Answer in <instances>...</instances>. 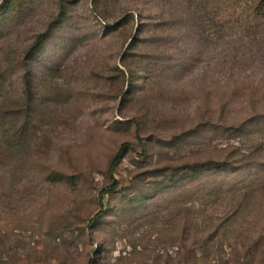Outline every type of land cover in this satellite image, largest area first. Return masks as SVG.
I'll return each instance as SVG.
<instances>
[{"label":"rangeland","instance_id":"rangeland-1","mask_svg":"<svg viewBox=\"0 0 264 264\" xmlns=\"http://www.w3.org/2000/svg\"><path fill=\"white\" fill-rule=\"evenodd\" d=\"M0 6V264H180L211 233L227 261L264 234L263 207L224 219L232 194L211 169L264 162V37L243 14L212 23L201 0Z\"/></svg>","mask_w":264,"mask_h":264},{"label":"trees","instance_id":"trees-1","mask_svg":"<svg viewBox=\"0 0 264 264\" xmlns=\"http://www.w3.org/2000/svg\"><path fill=\"white\" fill-rule=\"evenodd\" d=\"M201 4L211 14L212 23L234 25L236 17L241 13L243 14V19L240 26L258 29L261 36L264 37V0H201ZM197 20H200L198 24L201 26V17L197 16ZM137 25L139 27L135 30H139L144 24L140 21ZM133 37V40H137V35ZM28 74L27 72L25 85L30 91L31 81ZM245 127L244 123L232 127L230 136L240 130L246 129ZM121 152V149H118L110 162L109 172L111 175L113 174L114 166L121 156ZM253 164H255L256 168L252 171L250 166ZM201 169L200 164L194 165L190 173L187 174L188 177L194 180L198 174H201ZM211 169H214L217 174H224L227 178L228 191L232 194L230 197V208L225 213V220L239 222V219H242L245 223L251 222L249 218L253 212L255 213L253 216H258V210L261 207L264 210V162L255 161L252 163L251 160L241 161V163L223 162L216 163ZM243 169H246V171H242ZM118 186L119 181L112 177V184L105 188L104 192L114 191ZM250 220L253 219L250 218ZM244 229L248 231L249 226L246 225ZM215 234L211 233V235L203 240L200 244V251L183 252L180 264H261L264 262V234L253 239V241L247 242L245 245L243 244L242 253L240 255L239 253H234V257L231 256L227 261H222L219 253V248L222 245V236L220 235L221 237H219L218 234Z\"/></svg>","mask_w":264,"mask_h":264}]
</instances>
